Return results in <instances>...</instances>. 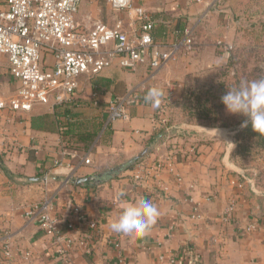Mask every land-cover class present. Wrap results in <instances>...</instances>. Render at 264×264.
<instances>
[{"label":"crops","instance_id":"crops-1","mask_svg":"<svg viewBox=\"0 0 264 264\" xmlns=\"http://www.w3.org/2000/svg\"><path fill=\"white\" fill-rule=\"evenodd\" d=\"M196 1L200 5L191 6L184 15L188 16V22L201 4H205L204 0ZM180 3L134 0L136 6H143L153 14L165 12L171 15L168 25H159L155 30V38L160 42H171L174 33L186 29L178 30L174 19L180 14L177 13ZM100 13L99 0H83L77 20L84 28L91 29L95 22L107 19V15L101 18ZM114 18V21L104 22L115 25ZM223 42L231 45L229 41ZM208 46L204 41L196 42L192 52L180 54L158 72L141 67L131 73L114 65L92 80L93 86L102 92L103 106L116 98L138 94L129 121L109 124L105 109L84 103L68 111L64 107H50L44 112L57 114L66 126L64 130L59 129L58 118L50 130L32 129L31 117L44 113L29 114L23 123L8 126L7 140L9 143L17 141L19 148L7 154L0 147V238L6 232L10 233L18 251L15 258L6 260L0 250V264H64L54 254L39 222L28 223L24 216L29 207L53 194L59 196V206L81 207L86 213V221L98 219L103 229L92 253L87 255L78 246L71 254L69 264H118L116 253L108 244L109 236L118 233L112 232L109 224L118 216L124 203H134L140 195L130 177L132 170L96 188H75L64 182L102 173L128 162L144 151L151 134L161 128L172 134L144 160L174 153L183 182L163 176L168 193L148 198L159 214L146 235L119 234L126 264H162L158 261L160 254L187 259L196 254L200 259L197 264H264V188L247 170L232 162L237 131L210 130L179 118L185 84L190 75L207 66L201 56ZM217 49L226 62L229 53L219 45ZM2 85H6L5 90H0L6 94L17 88L6 64L0 65ZM153 87L162 93L155 102L168 100L167 125L160 123L156 103L145 100ZM85 93H89V87ZM85 136L94 138L88 150L83 151L85 144L81 139ZM192 149L196 150V155H192ZM62 150L71 155L62 166H55V161L62 158ZM85 157L90 158V165L82 164ZM45 173L51 179L47 189L40 182ZM234 183L245 184L242 193ZM213 193L217 198L210 200ZM233 198H237V208L232 218L225 220V212ZM251 223H255L257 229L244 234L243 228ZM88 230L86 222L82 223L75 235L78 237ZM170 232L173 238L167 240ZM25 253L31 254L30 259L23 258Z\"/></svg>","mask_w":264,"mask_h":264},{"label":"built area","instance_id":"built-area-1","mask_svg":"<svg viewBox=\"0 0 264 264\" xmlns=\"http://www.w3.org/2000/svg\"><path fill=\"white\" fill-rule=\"evenodd\" d=\"M5 9L0 10V65L6 64L12 80L17 85L13 93L0 90V147L4 153L18 149L17 141L9 143L8 126L23 123L37 106H50L55 109L87 104L94 108H103L108 113V123L129 121L130 110L138 102V94L131 93L116 98L106 106L102 105V92L93 86L92 80L104 71L118 65L131 73L141 67L158 72L180 54L194 50L193 29L174 33L171 42L157 41L154 35L156 18L143 6H136L134 0H107L109 10L116 17V24L104 21L95 22L91 29L84 28L77 20L83 0H4ZM128 16V21L124 15ZM218 45L230 53L232 45L219 41ZM49 58L51 60H49ZM89 87V93L85 90ZM157 116L161 124L166 123L167 101L155 102ZM5 116V119L3 117ZM196 155L195 149L191 150ZM62 158L55 161V166H62L71 154L61 151ZM84 165L91 160L85 157ZM167 175L172 181L183 182L178 170V160L174 153H166L152 160H143L131 172V180L139 197H162L168 193V186L163 181ZM50 176L42 177L44 189L50 185ZM74 180L69 179L64 185ZM242 193L245 184L234 183ZM213 193L210 200L216 199ZM59 196H44L41 202L25 212L28 223L39 222L44 236L50 241L54 254L64 264L70 263V256L78 246L85 254L92 253L103 234L98 219L86 221V213L79 206L58 205ZM237 198L231 199L225 212V220L232 218L237 208ZM198 209L196 208L195 211ZM88 232L76 237L80 225L85 223ZM257 229L255 223L243 228L244 234ZM173 233L167 235V240ZM108 244L116 253L118 264H126L121 250L119 234L109 236ZM0 250L6 260H12L18 249L13 245L11 234L6 232L0 238ZM177 257L160 254L162 264H197L199 256ZM31 254L25 253L24 259Z\"/></svg>","mask_w":264,"mask_h":264},{"label":"rangeland","instance_id":"rangeland-1","mask_svg":"<svg viewBox=\"0 0 264 264\" xmlns=\"http://www.w3.org/2000/svg\"><path fill=\"white\" fill-rule=\"evenodd\" d=\"M101 12L100 16L107 15V19L104 21H114L115 15L109 10L107 6V0H99ZM181 2L177 13L179 16H173L174 19L184 17L188 20V16H184L186 10L191 9V6H196L199 3L196 0H174ZM205 4H201V8L192 14L191 22H188L187 27H192L194 33V42L204 41L208 46L206 53L202 54L201 58L207 61V66L200 68L197 72L190 75L194 77L190 84L192 87H199L200 85H215L218 86L231 84L229 77L221 75L219 67L224 65L223 58L220 56L217 46L219 41H229L233 48H242L243 45L251 44L250 37L254 39L261 36L264 38V9L259 10L256 14H252L254 10H248V3H260L262 0H204ZM206 3L211 4L207 6ZM243 3H247L245 6ZM243 4V5H242ZM200 5V4H199ZM254 5V4H253ZM5 9V1L0 0V10ZM236 11L234 12V10ZM248 10V11H247ZM187 17V18H186ZM125 20H128V16L124 15ZM234 50V49H233ZM264 67V60L261 62ZM215 68V69H212ZM6 85L0 86V89L5 90ZM185 89V88H184ZM185 91V90H184ZM182 93V100L179 106V118L190 125H196L195 120L190 119L188 114L183 111L182 101L185 92ZM50 109L49 106H39L33 111V114L44 113ZM167 114L165 115L167 125ZM234 119L229 122L226 129L227 131H237L235 136V150L232 154V162L243 169L247 170L249 175H253L257 182L264 188V148L254 143L253 138L248 134L242 138L239 137L244 127H241L243 123L242 115H232ZM238 117V118H237ZM191 120V122H190ZM241 145L243 150L240 155H235L237 146Z\"/></svg>","mask_w":264,"mask_h":264},{"label":"trees","instance_id":"trees-1","mask_svg":"<svg viewBox=\"0 0 264 264\" xmlns=\"http://www.w3.org/2000/svg\"><path fill=\"white\" fill-rule=\"evenodd\" d=\"M245 6L247 3H243ZM242 4V5H243ZM254 4V5H253ZM248 3V10H254L253 15L256 14L259 10L264 9V0L260 3ZM247 10V11H248ZM236 9L234 10V12ZM157 22L156 27L159 25H168L171 15L166 14L165 12H161L158 14H154ZM177 21L178 30H184L187 27L188 20L184 17H179L175 19ZM264 26V22H262ZM154 30V35H155ZM250 41L253 42L251 44L243 45L242 48H233L232 51L229 53L228 61L219 67L220 71L222 72L221 75L224 77H229L231 84L218 86L215 88V85H200L199 87H192L190 84L191 80L194 77L190 76L187 83L185 84V94L182 101V108L183 111L188 114L189 118L195 120L196 125L202 128L210 129V130H220L226 129L229 125V122L234 119V116L228 114L224 105L221 102L222 96H224L227 92V89H231L237 87L242 81H251L255 79H259L264 77V67H262L261 62L264 60V38L259 36L258 38L254 39L250 37ZM215 69V68H212ZM94 77L93 80H95ZM94 84V83H93ZM39 107V106H37ZM50 107V106H49ZM73 106L69 104H65L64 108L68 111ZM58 108V107H57ZM34 111V110H33ZM33 111L30 113L32 114ZM58 118L57 114H39L31 117V126L32 129L37 131H47L50 130L54 120ZM238 118V117H237ZM245 117L243 116V120L245 121ZM243 121V122H244ZM191 122V120H190ZM58 127L59 129H65L66 126L62 123L61 120L58 118ZM63 130H61L63 132ZM172 131H166L164 128L159 129L158 131L151 134L148 142L146 143L145 149H148L147 154L136 163L129 165L126 168H121L122 165H118L112 167L108 171L87 175L86 177H104V179L100 182H93L87 185H75L74 182L71 183L72 186L75 188H96L100 185L117 179L122 174L132 170L137 164L143 161L147 156L152 154L155 149L163 143L170 135ZM248 134L249 137L253 138L254 143L258 146L264 148V136L257 135L253 132L251 128V124L247 127H244L243 130L238 133L239 137L242 138L244 135ZM93 136H85L81 140L84 142L85 146L83 147V151L88 150L91 146L93 141ZM237 151H235V155H240L243 148L241 145L237 146ZM144 149V151H145ZM234 153V152H233ZM1 161V159H0ZM43 177V175H42ZM42 177L40 182H42ZM85 178V177H82Z\"/></svg>","mask_w":264,"mask_h":264},{"label":"clouds","instance_id":"clouds-1","mask_svg":"<svg viewBox=\"0 0 264 264\" xmlns=\"http://www.w3.org/2000/svg\"><path fill=\"white\" fill-rule=\"evenodd\" d=\"M161 95V91L153 87L145 100L155 102ZM221 102L228 114L246 118L241 127H247L250 123L253 132L264 136V77L242 81L237 87L227 89ZM121 207L118 216L109 224L110 230L118 234L144 236L159 214L156 205L142 196L134 203H124Z\"/></svg>","mask_w":264,"mask_h":264},{"label":"water","instance_id":"water-1","mask_svg":"<svg viewBox=\"0 0 264 264\" xmlns=\"http://www.w3.org/2000/svg\"><path fill=\"white\" fill-rule=\"evenodd\" d=\"M148 152V149H145V151H143L142 153H140L139 155H137L136 157L130 159L128 162L124 163L122 165L121 168H126L128 167L129 165H132L134 163H136L138 160L142 159ZM104 179V177H85V178H82V177H79V178H76L74 180V183L75 185H87L89 183H93L95 181L97 182H100Z\"/></svg>","mask_w":264,"mask_h":264}]
</instances>
